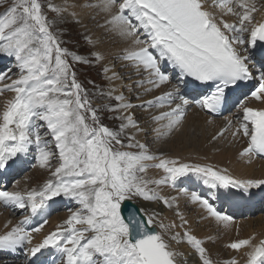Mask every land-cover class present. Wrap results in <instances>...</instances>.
<instances>
[{
  "label": "snow or ice",
  "instance_id": "snow-or-ice-1",
  "mask_svg": "<svg viewBox=\"0 0 264 264\" xmlns=\"http://www.w3.org/2000/svg\"><path fill=\"white\" fill-rule=\"evenodd\" d=\"M0 5H7L0 13V54L14 58L16 68L0 71V171H12L21 155L34 150L33 167L48 173L33 187H0V204L27 213L15 224L6 222L0 251L23 248L35 258L32 264H42L43 250L52 248L59 264H264V238L240 237L238 229L225 245L234 254L219 259L210 247L217 238L199 235L181 205L187 197L184 207L198 206L200 220L229 230L236 220L217 199L244 200L264 188V178L239 177L227 167L150 146L181 133L193 108L211 115L234 109L208 143L245 140L241 160L264 158V58L252 55L264 44V3L0 0ZM76 8L105 15L100 27L123 43L112 59L91 35L84 37L93 49L86 55L64 46L61 22L70 17L79 23ZM81 65L98 66L106 84L82 81ZM173 79L188 91L181 94ZM153 108L162 110L148 111ZM150 169L160 175L149 176ZM190 174L227 191L217 199L188 188L175 196L164 193ZM57 197L77 206L34 242ZM133 199L162 205L172 217L145 208L125 212L123 205ZM38 214L43 218L33 225Z\"/></svg>",
  "mask_w": 264,
  "mask_h": 264
},
{
  "label": "bare ground",
  "instance_id": "bare-ground-1",
  "mask_svg": "<svg viewBox=\"0 0 264 264\" xmlns=\"http://www.w3.org/2000/svg\"><path fill=\"white\" fill-rule=\"evenodd\" d=\"M69 3H72L71 1H68ZM262 2H258V5ZM79 13V20L81 30L89 28L90 30L93 29L91 35L94 39L99 40L98 47L105 51L106 55L109 59H112L123 47V43L114 35H107L105 34L104 28L100 27L104 23L105 15L103 13L97 14L96 10L93 9H75ZM103 20H102V19ZM259 18V17H258ZM94 26V27H93ZM109 36V37H108ZM105 39L104 41H102ZM116 44V45H113ZM110 53L112 54L110 57ZM183 84V81L177 80L176 84L174 85L181 86ZM169 85L168 87H170ZM166 90V89H162ZM159 93H154V95H158ZM162 109H154L153 113H156ZM211 118L212 123L207 124L206 121ZM226 123L225 118H212L210 115H208L205 112L200 111L197 108H193L190 110L187 122L183 128V131L171 138H162L159 139L158 142L160 143L159 148L161 150H164L166 154L169 155H179L185 159L192 160V161H201V162H210L219 165L220 167H227L233 174L239 177H248V178H264V159L260 158H254L253 162L251 164L245 163L243 160H241L238 156V153L242 150L241 148L234 149L232 146H228L225 144L224 140H221L219 143H215L218 145H221L219 148V151H216L215 148L212 147V144L208 143L209 137L211 134H213L215 131H217L220 127L224 126ZM151 139V136L149 137V140ZM170 139L169 145L167 144V140ZM164 142V144H162ZM246 144V141H245ZM169 148V149H168ZM206 158V159H205ZM225 164V166H224ZM152 177H158L160 175L159 170L152 169L151 170ZM191 178H188V180L191 181H197L198 183H202V178L191 175ZM185 178V177H182ZM181 178V179H182ZM181 179L179 180L181 183ZM178 184V183H177ZM188 185L190 186L191 183L188 181ZM178 188V187H177ZM164 193L167 195L175 196L177 193V189H173L171 187H165L163 189ZM227 191V190H224ZM232 192H237L238 190L232 189ZM235 199V198H234ZM187 200V197H181V205L182 210L185 211L184 205L185 201ZM239 202H231L226 201L229 206L238 205V204H245L246 202L252 203L253 198L252 196L248 198V200H237ZM72 204L74 205L73 209L77 206L76 202L73 201ZM143 206L151 212L152 210L160 211L162 212L166 217L171 218L172 217V211L164 208V206L159 204H149L148 202L143 201ZM249 206H245L240 210L246 209ZM200 209V208H199ZM236 210V211H240ZM67 215L64 213V216L58 217L60 220L62 218H65ZM2 220V219H1ZM9 221V219L6 217L3 218L2 221H0V225L3 226L6 224V221ZM244 223H241L238 225L237 223L233 226L236 228H240L243 226ZM3 228V232L6 230V228ZM233 229V228H232ZM231 230V229H230ZM212 235V234H209ZM251 234H244L239 230V236L240 237H247ZM255 235L257 236V239L264 238V227L260 228ZM214 236V235H212ZM216 237V236H214ZM223 242L225 244H222V242H218L216 239V242L214 244H210V247L212 248L214 254L219 259H225L229 256L233 255L234 253L227 249L225 245L230 240H233L237 238V230L234 231L232 235H228L226 237H222ZM18 263L20 264H28L25 257L16 258Z\"/></svg>",
  "mask_w": 264,
  "mask_h": 264
},
{
  "label": "rangeland",
  "instance_id": "rangeland-1",
  "mask_svg": "<svg viewBox=\"0 0 264 264\" xmlns=\"http://www.w3.org/2000/svg\"><path fill=\"white\" fill-rule=\"evenodd\" d=\"M71 1L72 3L76 2V0H68ZM54 2L59 3L60 0H54ZM258 2H262L264 3V0H257V4ZM7 5H0V13L4 12L6 9ZM102 19V18H101ZM103 20V19H102ZM80 21V20H79ZM82 24L76 23L74 20H72L70 17L67 18L65 21L61 22V26L63 28V33L61 38L64 41H67V43L64 45L66 47H69L71 50L76 51L78 53L81 54H88L89 51L93 50L91 45H89L86 40L84 39V37L89 33L91 34V32L93 31V29H84L81 30V26ZM94 27V26H93ZM109 37V36H108ZM105 39H103L102 41H104ZM116 45V44H113ZM111 53H110V57H111ZM4 56V57H2ZM0 57H2V60H4L6 63L7 59H9V56H5V54H0ZM112 58V57H111ZM14 62V66L12 68L13 73L16 72V68H15V61ZM117 64H119V61H117ZM4 67V66H3ZM11 67V65H8L7 68ZM6 68V69H7ZM8 70V69H7ZM6 70V71H7ZM79 77L82 81L87 82L88 80H94L97 84V86H104L106 84V81L104 80L103 74L101 72V69L98 66H88V65H81L80 66V72H79ZM13 79H15V75H13L12 77ZM86 86L91 90L94 91V89L92 88L91 84H87ZM6 96H11V93H6ZM148 99L151 98V96L146 97ZM155 108L148 110L150 112H154ZM138 114H143L144 118L147 119L148 118V113L145 110H141L138 109L137 110ZM152 139V138H151ZM150 139V140H151ZM167 144H164V142L162 144L164 145H169L170 143V139L167 140ZM225 144H227L228 146H232L234 149L236 148H241L243 146H245V140H239L236 142H230V138L229 139H224ZM151 148L153 151H162L165 152L164 150H161L159 148L160 143L158 142V140H156L155 142L151 143ZM212 147L215 149H219L221 147V145H218L215 143L212 144ZM169 149V148H168ZM225 166V164H224ZM151 170H149L148 175H151ZM48 173L45 170L40 169L39 167H36L33 171H29V173L26 174H22L21 176H19L18 180L16 182H13L10 189L8 190H13L15 188H29V187H33L36 186L38 183H41L46 177H47ZM191 178V177H185L181 179V183L180 181H178L177 183V190L181 187V184H185L186 188L189 189V191H193L192 186L188 185V181L187 179ZM192 182H197V181H192ZM0 184L5 185L6 182H3V180H0ZM201 185L205 186L206 184L201 183ZM264 189V188H263ZM216 190L217 193V197H219V193L221 191H224L223 189L220 190ZM245 199L244 200H248L249 197H251V195L249 194H245ZM214 198L216 199V196H214ZM221 200L218 199V202H220ZM71 202H73V200H71ZM239 202V201H237ZM141 206L143 208H145V206H143V202H140ZM264 203H260L257 204V206L255 208H252L251 206L248 207V209H251V211L255 212L252 214H249L250 212H247V215L245 214H240L239 213H244V210H240L237 211L238 213H232L231 215L236 216V223L238 225H240L241 223H244L243 226H241L240 228H236L233 227V229H229V230H223V229H219L217 228V225L215 224L214 221L212 220H200L199 218V213L202 212L201 209H199L198 206L196 205H191L188 204L187 207L185 208V213L188 216V218L190 219V221L192 222V226L193 228L197 231V233L201 236L203 235H209L212 234L214 236H216L218 242H222V244H225V242H223V238L222 237H226L228 235H232L234 233L235 230H240V232L242 233V235L244 234H255L260 228L264 227ZM73 209V208H72ZM146 209V208H145ZM74 210V209H73ZM257 211V212H256ZM66 215L69 214V212H65ZM6 217L9 219V221H11L13 224L17 223L20 219H18L14 213H12L9 209L3 207V204H0V221L3 220V218ZM64 216V212H59V214L57 215H53L51 220H50V224L47 226H45L44 230L40 233L36 235L35 241L34 242H39V240L42 238V236L50 231L57 223H59L60 219L58 217ZM235 218V217H234ZM2 219V220H1ZM6 221V220H5ZM34 219L32 220L33 225H35L34 223ZM7 222V221H6ZM5 222V223H6ZM4 229H5V224L3 225ZM3 226L0 225V234L3 233ZM20 250V251H18ZM18 250H16L15 252L12 251H0V264H20L18 263V261L16 260V258H21V256H19V252H21V248H18ZM50 249H48L49 251ZM52 250H55V253H57L56 249L52 248ZM10 253H13V255L9 256ZM53 253V254H55ZM26 258V257H25ZM61 260V257H57L55 259V261L57 263L55 264H59Z\"/></svg>",
  "mask_w": 264,
  "mask_h": 264
},
{
  "label": "water",
  "instance_id": "water-1",
  "mask_svg": "<svg viewBox=\"0 0 264 264\" xmlns=\"http://www.w3.org/2000/svg\"><path fill=\"white\" fill-rule=\"evenodd\" d=\"M125 204L130 205V206L133 207V208H136L134 205H132V203H131L130 201H126ZM124 210H125V209H124Z\"/></svg>",
  "mask_w": 264,
  "mask_h": 264
}]
</instances>
